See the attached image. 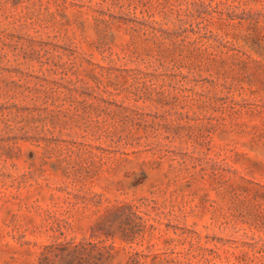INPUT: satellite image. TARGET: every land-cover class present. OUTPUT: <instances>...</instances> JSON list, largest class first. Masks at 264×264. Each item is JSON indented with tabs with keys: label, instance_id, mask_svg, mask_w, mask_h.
Wrapping results in <instances>:
<instances>
[{
	"label": "rangeland",
	"instance_id": "1",
	"mask_svg": "<svg viewBox=\"0 0 264 264\" xmlns=\"http://www.w3.org/2000/svg\"><path fill=\"white\" fill-rule=\"evenodd\" d=\"M0 264H264V0H0Z\"/></svg>",
	"mask_w": 264,
	"mask_h": 264
}]
</instances>
